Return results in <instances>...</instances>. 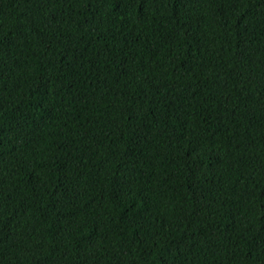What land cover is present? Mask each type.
<instances>
[{
    "label": "trees",
    "instance_id": "trees-1",
    "mask_svg": "<svg viewBox=\"0 0 264 264\" xmlns=\"http://www.w3.org/2000/svg\"><path fill=\"white\" fill-rule=\"evenodd\" d=\"M0 264H264V0H0Z\"/></svg>",
    "mask_w": 264,
    "mask_h": 264
}]
</instances>
